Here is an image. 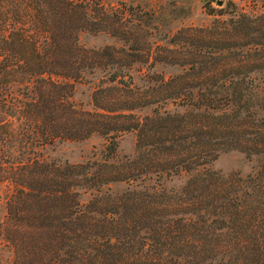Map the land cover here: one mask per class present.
I'll list each match as a JSON object with an SVG mask.
<instances>
[{
	"label": "trees",
	"instance_id": "obj_1",
	"mask_svg": "<svg viewBox=\"0 0 264 264\" xmlns=\"http://www.w3.org/2000/svg\"><path fill=\"white\" fill-rule=\"evenodd\" d=\"M250 1V13L178 29L169 48L107 0H0V185L10 190L0 234L11 264H264V0ZM83 35L120 46L87 48ZM137 66L185 72L153 73L141 89ZM96 71L105 86L87 110L74 86ZM131 132L136 153L117 163ZM93 135L108 141L102 163L39 153ZM230 151L261 157L259 171L209 169ZM182 175L180 189L161 183Z\"/></svg>",
	"mask_w": 264,
	"mask_h": 264
},
{
	"label": "rangeland",
	"instance_id": "obj_2",
	"mask_svg": "<svg viewBox=\"0 0 264 264\" xmlns=\"http://www.w3.org/2000/svg\"><path fill=\"white\" fill-rule=\"evenodd\" d=\"M111 7L125 9L128 14H133L141 19L143 26L148 27L151 42H156L165 47L175 48L170 40L178 29L186 27H207L218 20H229L230 14H234V8H245L250 12L253 3L242 0H107ZM226 11L228 15H219ZM81 43L87 48L100 49L106 46H120L114 38L107 35H83ZM180 68L156 67L151 70L147 66L136 67L134 79L136 85L141 89H147L146 79L153 73H164L167 76L183 74ZM106 79L102 72L86 73L80 80L75 82L73 99L78 106L92 110V94L100 86H105ZM170 110L175 107L170 106ZM108 141L100 135H93L83 141L57 142L44 149H39L48 160L69 164H98L105 159ZM118 152L116 162H121L125 157H132L136 153V134L126 133L118 140ZM263 159L261 157L248 158L240 151H230L220 154L209 169L218 172L222 177L228 178L233 174H240L246 178L250 174H256ZM188 180V176L173 177L163 180L167 190L182 188ZM154 182L149 183L153 185ZM127 184L113 185L111 192L120 194L127 188ZM109 187V186H108ZM111 188V186H110ZM82 201L90 198V194L81 192ZM10 190L0 185V226L5 221L7 214V200ZM13 253L8 244L0 234V264H11Z\"/></svg>",
	"mask_w": 264,
	"mask_h": 264
}]
</instances>
